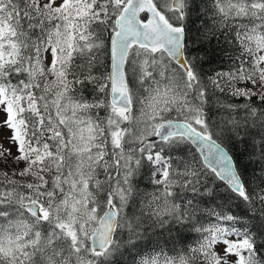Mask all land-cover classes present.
<instances>
[{
    "label": "snow or ice",
    "instance_id": "snow-or-ice-1",
    "mask_svg": "<svg viewBox=\"0 0 264 264\" xmlns=\"http://www.w3.org/2000/svg\"><path fill=\"white\" fill-rule=\"evenodd\" d=\"M0 264H264V0H0Z\"/></svg>",
    "mask_w": 264,
    "mask_h": 264
}]
</instances>
